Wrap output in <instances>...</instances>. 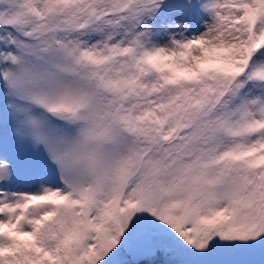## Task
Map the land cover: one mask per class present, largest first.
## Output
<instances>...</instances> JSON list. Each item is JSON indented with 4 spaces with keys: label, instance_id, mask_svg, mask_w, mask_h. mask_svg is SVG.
Masks as SVG:
<instances>
[{
    "label": "snow or ice",
    "instance_id": "obj_1",
    "mask_svg": "<svg viewBox=\"0 0 264 264\" xmlns=\"http://www.w3.org/2000/svg\"><path fill=\"white\" fill-rule=\"evenodd\" d=\"M0 264H264V0H0Z\"/></svg>",
    "mask_w": 264,
    "mask_h": 264
}]
</instances>
